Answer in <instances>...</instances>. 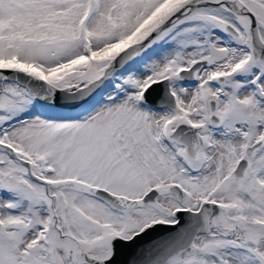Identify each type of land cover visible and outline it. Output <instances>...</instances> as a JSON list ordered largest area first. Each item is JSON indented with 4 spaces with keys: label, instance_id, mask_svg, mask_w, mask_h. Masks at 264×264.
I'll return each mask as SVG.
<instances>
[{
    "label": "snow or ice",
    "instance_id": "6c2138e0",
    "mask_svg": "<svg viewBox=\"0 0 264 264\" xmlns=\"http://www.w3.org/2000/svg\"><path fill=\"white\" fill-rule=\"evenodd\" d=\"M0 264H264V0H0Z\"/></svg>",
    "mask_w": 264,
    "mask_h": 264
}]
</instances>
